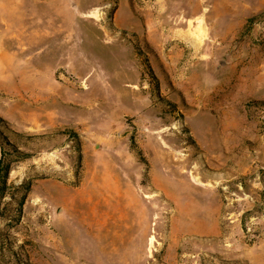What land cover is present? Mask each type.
Masks as SVG:
<instances>
[{"label":"rangeland","instance_id":"rangeland-1","mask_svg":"<svg viewBox=\"0 0 264 264\" xmlns=\"http://www.w3.org/2000/svg\"><path fill=\"white\" fill-rule=\"evenodd\" d=\"M157 1L0 0V264H264V0Z\"/></svg>","mask_w":264,"mask_h":264},{"label":"bare ground","instance_id":"bare-ground-1","mask_svg":"<svg viewBox=\"0 0 264 264\" xmlns=\"http://www.w3.org/2000/svg\"><path fill=\"white\" fill-rule=\"evenodd\" d=\"M161 1V0H160ZM160 1L158 0L157 2H159L160 3ZM160 5V4H159ZM158 5V6H159ZM163 7V6H162ZM158 9V8H157ZM197 9V8H196ZM160 12H162V13H166L165 12V10L164 9H161V11ZM197 12V11H196ZM195 12V13H196ZM184 13V15H186L187 14V11H184L183 12ZM180 16V15H179ZM171 18V17H170ZM169 18V19H170ZM171 21L173 22V25H179L178 23H177V18H171ZM186 23H187V28L186 29H184V30H180V29H178V30H176L175 32H173V35L174 36H178L179 38H184V39H187V40H189V41H191V42H193V43H197L203 36H204V34H205V28H204V22H203V18L202 17H200V18H198L196 21L194 20V21H186ZM2 24V23H1ZM6 25V24H5ZM27 25V24H26ZM5 30H9V26L7 25V27L5 28ZM24 35V34H23ZM52 38V37H51ZM50 38V39H51ZM23 42H25V39L23 40V39H21ZM21 40H19V42H21ZM3 42L4 43H6V44H8L7 43V41H5V40H3ZM9 42V41H8ZM10 46L12 45V43H10L9 44ZM31 49V47H25L24 49H23V51H22V53L24 54L25 52H29V50ZM18 54V53H17ZM26 54V53H25ZM74 205H76V202L75 203H73V206ZM114 208H111V210H113ZM115 210H117V208L116 209H114L113 210V212H114V214H116L117 213V211H115ZM110 212V211H109ZM98 213H100L99 211H98ZM108 213V212H107ZM113 214V215H114ZM112 215L110 214L109 215V218H111L112 219V217H111ZM115 220V219H114ZM110 221V220H109ZM117 221V220H116ZM116 225H119V223H118V221L116 222Z\"/></svg>","mask_w":264,"mask_h":264},{"label":"trees","instance_id":"trees-1","mask_svg":"<svg viewBox=\"0 0 264 264\" xmlns=\"http://www.w3.org/2000/svg\"><path fill=\"white\" fill-rule=\"evenodd\" d=\"M0 165H1V161H0Z\"/></svg>","mask_w":264,"mask_h":264},{"label":"water","instance_id":"water-1","mask_svg":"<svg viewBox=\"0 0 264 264\" xmlns=\"http://www.w3.org/2000/svg\"><path fill=\"white\" fill-rule=\"evenodd\" d=\"M0 158H1V154H0Z\"/></svg>","mask_w":264,"mask_h":264}]
</instances>
